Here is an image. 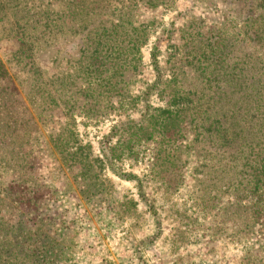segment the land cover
Listing matches in <instances>:
<instances>
[{"label":"trees","instance_id":"16d2710c","mask_svg":"<svg viewBox=\"0 0 264 264\" xmlns=\"http://www.w3.org/2000/svg\"><path fill=\"white\" fill-rule=\"evenodd\" d=\"M200 1L216 8L212 0ZM218 1L223 8L216 10L232 14L230 35L219 27L224 18L205 36L192 34L191 27L200 28L201 19L190 15L176 28L182 42L191 37L189 49L176 46V56L161 64L158 40L154 42L151 77L134 94L144 73L142 48L160 24L152 19L136 25L134 8L144 4L166 10L175 0H0V23L8 25L14 45L9 56L13 75L0 61V113L11 108L7 142H1L0 133V171L9 177L0 182V210L6 207L4 199L14 204L25 200L24 182L32 181V171L31 151L24 147L34 140L36 122L52 123L54 111L62 109L69 122L54 142L64 164L75 167L86 185L99 178L104 161L94 157L90 143H80L72 128L75 116L99 118L115 108L114 100L136 105L140 99L141 118L122 123L112 154H102L111 171L137 181L141 189L136 175L117 173L112 164L152 143L150 175L174 188L189 149L198 161L194 184L204 211L218 204L221 226L229 225L234 241L244 247L264 232V0ZM170 31L162 26L160 33L170 40ZM20 92L34 98L31 110ZM153 94L164 101L163 107L148 103ZM24 220L12 223L0 215V264H59L53 239Z\"/></svg>","mask_w":264,"mask_h":264},{"label":"rangeland","instance_id":"374dc122","mask_svg":"<svg viewBox=\"0 0 264 264\" xmlns=\"http://www.w3.org/2000/svg\"><path fill=\"white\" fill-rule=\"evenodd\" d=\"M212 1L216 8L200 0H175L173 7L158 11L144 4L134 8L136 25L152 19L160 23L155 35L142 48L144 73L138 78L141 81L137 82L134 94L138 93L136 88L143 86L142 81L151 77L150 48L154 42L158 40L161 64L167 57L176 56L179 52L176 46L184 44L181 48L189 49L191 37L182 42L176 28L190 15L201 19L200 28L191 27L190 33L199 31L203 37L224 18L226 23L219 27L225 30L226 37L230 35L232 14L223 15L216 10L223 8L221 2ZM172 22L175 26L170 25ZM162 26L171 29L170 40L160 33ZM13 49L8 25L0 23V61L9 75L14 73L9 64ZM19 95L31 110L34 98L26 97L23 92ZM135 102L136 105H122L124 103L114 100L115 108L99 118L75 116L72 128L80 143H90L94 157L104 161L99 178L86 185L80 183L75 167L64 164L63 155L54 142L69 122L62 109L54 111L52 123L36 122L37 129L31 134L34 140L24 147L31 151L28 162L32 171V181L24 182L28 190L25 200L14 204L4 199L6 207L0 210V215L4 214L12 223L24 217L28 227H40L44 235L53 239L59 264H247V260L250 264H264L263 231L253 235L244 247L234 241L229 225L221 226L216 207L219 205L213 202L204 211L206 205L196 199L200 195L194 184L198 161L191 150L186 149L180 169L181 182L174 188L161 185L150 175L152 143L141 144L135 155L124 154L112 164L117 173L136 175L141 189L137 181L111 171L102 154H112L110 147L120 139L122 123L141 118L143 104L140 99ZM148 103L153 107L164 106V101L156 94L150 96ZM10 109L7 106L1 109L0 125H5L11 117ZM16 113V118L23 119V114ZM6 127L7 124L0 131L2 143L9 137ZM16 132L21 134L19 129ZM170 174L168 178L172 177ZM8 178L0 171V182ZM250 247H254L251 253L248 252Z\"/></svg>","mask_w":264,"mask_h":264}]
</instances>
